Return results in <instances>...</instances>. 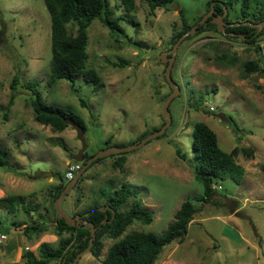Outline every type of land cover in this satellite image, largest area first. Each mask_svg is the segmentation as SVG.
<instances>
[{
  "label": "rangeland",
  "instance_id": "obj_1",
  "mask_svg": "<svg viewBox=\"0 0 264 264\" xmlns=\"http://www.w3.org/2000/svg\"><path fill=\"white\" fill-rule=\"evenodd\" d=\"M210 1L174 0L153 14L146 0H135L132 11L122 0H110L128 37L146 45H132L126 36L94 19L88 28L87 68L101 77L102 85H95L82 76L73 83L63 79L49 82L52 29L44 0H0L4 35L0 44V140L14 167L8 171L0 166V197L24 195V204L33 208L27 213L20 204L14 212L0 210V236L5 233L8 237L0 239V264L16 262L20 251H8L15 245L33 247L40 241L39 235L32 230L27 235L26 227L20 225L26 223L30 228L40 221L47 229L56 228L53 188L61 176L68 181L70 154L82 147L73 126L56 131L36 121L29 83H39L47 103L71 107L84 118L90 154L109 147L108 139L110 146L140 141L143 134L165 124L163 104L173 89L165 76L166 63L158 58L173 47L175 35L183 28L180 9L193 27L209 11ZM224 1L230 12L226 21L245 18L241 11L244 0ZM248 3L249 20L264 15V0ZM67 27L71 33L77 32L76 22ZM245 40L198 27L188 35L175 51L172 76L181 91L170 104L172 121L166 132L125 153L122 170L114 165L119 155L90 166L68 192L64 209L72 215L79 213L102 203L104 193L129 185L152 212L153 220H135L125 233L161 234L185 200L203 194V184L195 176L199 160L192 131L197 122H205L216 132L224 151L230 152L236 145L253 146L255 157L238 155L244 175L215 183L214 200H195L197 210L187 234L164 246L155 264H264V33L255 41ZM248 61L258 62L259 69L248 71ZM15 77L18 82L13 89ZM61 140L67 150L59 145ZM131 202L132 198L122 210L129 209ZM114 241L104 237L103 253ZM81 257L77 264H105L91 251Z\"/></svg>",
  "mask_w": 264,
  "mask_h": 264
},
{
  "label": "trees",
  "instance_id": "obj_2",
  "mask_svg": "<svg viewBox=\"0 0 264 264\" xmlns=\"http://www.w3.org/2000/svg\"><path fill=\"white\" fill-rule=\"evenodd\" d=\"M46 7L51 15V48H52V62H51V78L50 83H55L57 80H68L75 82L79 77H83L86 82L94 83L95 85L101 84V77L93 68H87V45L89 41L88 28L91 22L99 18L105 26L111 31L117 34H123L128 38V41L132 45L137 47H144L146 44L142 41H134L128 37L124 28L120 24L118 18L115 17L114 10L110 4V0H44ZM151 13L155 14V11L159 7H167L168 4L174 0H146ZM211 0L209 6L217 10L218 13H224V6H228L227 1ZM122 3L128 11H132L136 7L135 0H122ZM223 3V4H222ZM249 9L248 0H244L242 7V13H245V18L238 21H252L247 17V10ZM229 10L226 17L229 15ZM180 15L183 22V28L179 31L174 41L191 29V25L188 24L184 15L183 8L180 9ZM227 20V18H224ZM264 15L258 20H263ZM77 23V32L71 33L67 27L69 22ZM135 24V22L133 20ZM200 31L208 29H215L219 31L217 24L208 18L205 24L198 26ZM227 31H234L246 35L248 42L255 41L263 32L255 34V30L249 25L240 24L238 26H229ZM240 37V36H239ZM4 41L3 32L0 30V44ZM119 65H122L119 63ZM248 71L253 69H259L260 65L255 61H248L245 64ZM17 78L13 79L12 87L15 89L17 84ZM39 83L32 81L29 83L28 88L31 91L34 98L32 106L35 113V119L41 124L50 125L56 131L65 130L69 124L68 119H73L77 123L81 124L87 130L85 120L82 116L76 113L71 107H64L54 103H47L41 91L38 88ZM14 96L9 101V105H12ZM82 103L86 105L85 101ZM235 123V122H234ZM236 129L239 131L238 126L235 124ZM159 130V129H155ZM149 133V132H148ZM143 134V138L148 134ZM110 139L106 141V146H110ZM192 144L193 149L197 154L199 163L196 166L195 176L198 181L203 184V194L197 195L194 198H188L185 200L181 207L175 213L174 220L168 225V227L161 233H155L152 231L131 230L125 233L127 227L135 220H141L146 223H150L153 220V215L150 210L145 208L138 198L135 191H133L129 185H123L119 188H114L110 193H104V201L102 203H94L92 206L81 210L79 213L94 223L96 228V237L91 253L96 258H101L105 264H155L164 246L170 244L174 240H182L188 232L190 222L196 213L195 200L210 202L215 199V183L220 180H225L228 176L234 178H241L244 175V168L237 161V156L243 154L247 159L255 157L256 150L253 146H239L236 145L230 152L224 151L218 142L216 132L205 122H197L194 125L192 131ZM59 145L64 149H68V145L63 141H59ZM122 146V145H119ZM178 154L185 157V154H181L178 149ZM119 154L117 161L114 165L123 169V163L125 162L124 154ZM110 155V156H113ZM90 154L87 152V157ZM105 158V157H103ZM102 158L95 160L90 166L101 161ZM0 166L8 171L14 169L10 165L9 150L4 147L0 140ZM88 167V168H89ZM87 168V169H88ZM61 176V181L58 185L54 186L53 192L55 199L60 195L62 190L66 187L67 182ZM80 181L83 176L79 178ZM132 198L130 208L122 210V207L128 203V200ZM24 195H8L0 197V210L6 209L9 212H14L18 209L20 204H23L24 210L29 213L33 208L31 205H25ZM55 201V200H54ZM110 205L116 209V215L112 221L104 223L105 214H109V218L112 216L110 210L106 212L100 210V206ZM56 210V208H54ZM77 214V213H75ZM55 233L59 236V241L56 246L52 243L44 241L38 246V255L32 250H25L23 253L24 264H50L53 260H58L59 264H62L63 259L66 256L65 264H72L75 256L78 252L83 250L90 241L91 232L90 228L85 226H73L65 222L64 218L57 216ZM2 223L0 216V224ZM45 222H37V226H26L25 232L28 234L30 230L33 232L46 231L47 228L44 225ZM65 233H69L68 236H64ZM116 239L111 244L106 253L104 250V237ZM12 264H19L14 262Z\"/></svg>",
  "mask_w": 264,
  "mask_h": 264
},
{
  "label": "water",
  "instance_id": "obj_3",
  "mask_svg": "<svg viewBox=\"0 0 264 264\" xmlns=\"http://www.w3.org/2000/svg\"><path fill=\"white\" fill-rule=\"evenodd\" d=\"M223 6H224V13L221 14V13L217 12L216 14H214L215 8L213 7V4H212L210 10L205 14V16L197 24H195L193 27H191V29H189L188 31L183 33L178 38V40L175 42V44L173 45V47L170 50H165L162 53V55L158 58L159 62L167 63L166 69H165V76H166V79L168 80V82L170 83V85L173 89L172 93L166 98V100L163 104L162 115H163V118L165 120V124L159 130H155V131L151 132L150 134L146 135L140 141H137V142L132 143V144L127 145V146H109L103 150H100L98 153L91 155L88 159H86L85 152L88 149V143L86 141L85 128L81 124L74 121L73 119L67 120V123L75 128V130L77 131V137L82 142V147L79 149V151L77 153H71L70 158L75 160V161H78V162H83L84 165H83L82 169L76 174V176L67 183L66 187L62 190L60 195L56 198L55 208L57 210L58 217L60 219L64 218L65 222L67 224L73 225V226H78V227L85 226V227L90 228V232H91L89 244L83 250H81L80 252L77 253L72 264H77L79 259L81 258V256L83 254L90 252L92 250V247L94 244V239L96 237V228H95L94 223L91 221H88L84 217V215L79 214V213L72 215L67 210H65L63 207V202L65 200V197L67 196L68 192L73 189V187L76 185L79 178L87 170L89 165H91L98 158H103V157H107V156H110L113 154H119L122 152H128V151H131L134 149H138V148L144 146L151 139L158 137V136H162L166 132L168 126L170 125V123L172 121L170 104L173 101V99L176 96H178V94L181 91L179 84L173 79V76H172V68H173L174 60H175V51L177 50L180 43L188 35L192 34L200 24L206 25V21L210 16L212 17L211 21L213 23L217 24L219 31L223 32L224 34L228 33L230 35H238L244 39H247L246 35L241 34V33H237L234 31L228 32L226 30L227 27L228 26H238L240 24L249 25V26L257 28L255 34H258L264 28V19L261 20L260 22H252V21H243V22L238 21V22H230V23L225 22L224 17L227 15L228 9H227V6H225L224 4H223ZM170 53H172V54L169 56ZM99 208H100V210H102L104 212H106V210H110L112 212L111 218H109L108 213L105 214L104 223H107L108 221H112V219L116 215V209H114L110 205L100 206ZM65 262H66V256L63 259L62 264H65Z\"/></svg>",
  "mask_w": 264,
  "mask_h": 264
},
{
  "label": "crops",
  "instance_id": "obj_4",
  "mask_svg": "<svg viewBox=\"0 0 264 264\" xmlns=\"http://www.w3.org/2000/svg\"><path fill=\"white\" fill-rule=\"evenodd\" d=\"M239 163V162H238ZM21 228H25L27 226L26 223L20 225ZM35 234L39 235L40 237V241L38 243H36L33 247H30V246H26L25 248L22 247L21 245H15L14 247L15 248H12V250H8V251H20V255L19 257L17 258V255H16V259L14 261L18 262L19 264H24V262L22 261L24 258H23V253L25 250H27L29 247L30 249L28 250H34L36 251L35 254L38 255V246L40 245V243L44 242V241H47V242H50V243H54V242H58L59 241V236L55 233V225H54V230L52 231V228H49L47 229L46 231H40V232H36L34 231ZM2 234H5V233H2ZM27 234V233H26ZM28 235V234H27ZM69 233H65L64 236H68ZM30 236V235H29ZM8 238V237H7ZM6 238V239H7ZM107 252V251H106ZM105 252V253H106ZM82 258V257H81ZM80 261V259H79ZM59 264V261L58 260H53L50 262V264Z\"/></svg>",
  "mask_w": 264,
  "mask_h": 264
},
{
  "label": "built area",
  "instance_id": "obj_5",
  "mask_svg": "<svg viewBox=\"0 0 264 264\" xmlns=\"http://www.w3.org/2000/svg\"><path fill=\"white\" fill-rule=\"evenodd\" d=\"M211 108L214 109L213 106ZM81 168H82V162L72 161L68 166L66 178L68 180H72L76 176V174L81 170ZM6 238H7L6 234H1L0 236L1 240H5Z\"/></svg>",
  "mask_w": 264,
  "mask_h": 264
},
{
  "label": "flooded vegetation",
  "instance_id": "obj_6",
  "mask_svg": "<svg viewBox=\"0 0 264 264\" xmlns=\"http://www.w3.org/2000/svg\"><path fill=\"white\" fill-rule=\"evenodd\" d=\"M219 1V3H221L222 1L221 0H218ZM210 10V9H209ZM217 13V10L215 9V12H214V14H216ZM209 18H212L211 16L209 17ZM225 18V17H224ZM261 20H254L253 22H260ZM225 22H227V23H230V22H228V21H226L225 20ZM229 27V26H228ZM252 27V26H251ZM252 29H254L255 31L257 30V28H255V27H252ZM227 30V29H226ZM169 56H170V54H169ZM166 65H167V63H166ZM86 133V132H85ZM88 150V149H87ZM87 152L88 151H86L85 152V157H86V159H88L92 154H90L89 152H88V154H90V156L89 157H87ZM73 161H75V160H73ZM83 162H82V167H83ZM82 169V168H81ZM68 181H70V180H68ZM66 198V197H65ZM78 214V213H77ZM80 214V213H79ZM73 215H75V213L73 214Z\"/></svg>",
  "mask_w": 264,
  "mask_h": 264
},
{
  "label": "clouds",
  "instance_id": "obj_7",
  "mask_svg": "<svg viewBox=\"0 0 264 264\" xmlns=\"http://www.w3.org/2000/svg\"><path fill=\"white\" fill-rule=\"evenodd\" d=\"M69 182V181H68Z\"/></svg>",
  "mask_w": 264,
  "mask_h": 264
}]
</instances>
